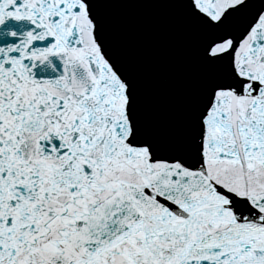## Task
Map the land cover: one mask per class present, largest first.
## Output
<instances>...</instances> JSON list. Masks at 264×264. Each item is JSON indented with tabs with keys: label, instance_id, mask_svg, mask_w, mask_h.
Returning a JSON list of instances; mask_svg holds the SVG:
<instances>
[{
	"label": "snow or ice",
	"instance_id": "obj_1",
	"mask_svg": "<svg viewBox=\"0 0 264 264\" xmlns=\"http://www.w3.org/2000/svg\"><path fill=\"white\" fill-rule=\"evenodd\" d=\"M117 3L197 32L167 132L108 38ZM0 264H264V0H0Z\"/></svg>",
	"mask_w": 264,
	"mask_h": 264
},
{
	"label": "water",
	"instance_id": "obj_2",
	"mask_svg": "<svg viewBox=\"0 0 264 264\" xmlns=\"http://www.w3.org/2000/svg\"><path fill=\"white\" fill-rule=\"evenodd\" d=\"M179 17L183 18V21H184L183 27H185V29L188 31L191 29L190 34H192V38H190L189 40L187 39L185 40L186 43L184 44L185 46H183L185 53L187 54L189 53V51L186 50L188 48H193V50L197 52L198 35H197L195 28L191 26L182 15H180ZM185 23H188V25ZM192 54H194V52ZM192 54H189V55H192ZM162 60H163L162 63L159 62V59L155 62L152 72L159 73L161 72L160 69H162L163 71H165L168 78L176 74V78L178 80H180L182 77L185 76V82L190 81V75L188 73V69L186 66L185 67L182 66L178 61L174 59V57L170 55L163 57ZM188 65L191 66V69H195V68L198 69V66L200 67L195 56H190L188 58L187 66ZM137 68L138 70H140V67L137 66ZM201 71L206 73V70H204L203 68H201ZM142 78H145L144 81L148 85L151 84V78H150L149 73L148 75H143ZM135 79L141 80L136 77ZM140 85L141 84L138 85V91L141 96L144 110L145 112H148L145 114L147 115L150 113L151 118H153L155 121L159 120L163 122L164 121L169 122L168 119H176V118L187 120L190 114L191 108L200 94L201 86H202V84H200L198 81H194V84H193L194 87L191 88V86L189 87L188 85H186L185 90L182 92H179V94H182V97L177 98L176 97L177 91L174 90L172 86H167L165 88V91H159V93H155L154 91H150V88L148 86L146 89L144 88V85H141V86ZM182 86H184V82H182ZM185 91L186 93L183 94ZM159 102H162L164 104H161V107H159L158 106ZM172 124L176 125L177 123L175 121ZM151 125L160 128L161 131L163 132H167L169 130V129H163L161 126V123H158L157 125L156 124L154 125L151 123Z\"/></svg>",
	"mask_w": 264,
	"mask_h": 264
}]
</instances>
